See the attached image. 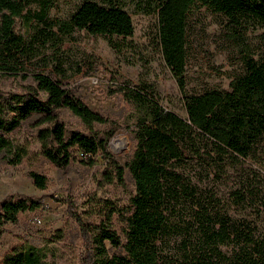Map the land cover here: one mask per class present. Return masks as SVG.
Listing matches in <instances>:
<instances>
[{
  "label": "trees",
  "instance_id": "obj_1",
  "mask_svg": "<svg viewBox=\"0 0 264 264\" xmlns=\"http://www.w3.org/2000/svg\"><path fill=\"white\" fill-rule=\"evenodd\" d=\"M27 4L28 0H0L2 75L23 71L14 64H19L20 58L26 56L25 41L15 31V20L23 16ZM196 6L226 18L234 41L256 27H264V0H154L157 43L180 90L185 117L163 107L157 98L140 88L118 86L113 92L132 103L137 116L131 130L134 149L123 166L106 150L107 139L116 128L89 136L75 131L66 138L64 124L59 119L60 110L68 111L87 128L93 124L105 125L106 121L72 96L59 81L36 73L32 75L35 86L24 85L15 92L0 91V153L11 155L9 165L22 162V155L15 150L9 136L24 122L38 116L40 155L53 166L65 169L73 161L74 150H78L77 157L79 153L90 156L88 159L78 157L81 161L91 162L97 155L104 157L108 165V171L103 173L106 179L113 175L122 182L125 170L130 175L134 194L129 199V209L122 213L113 208L108 222L82 226L83 230L92 232L87 264H264V192L244 189L237 195L243 204L254 200L250 208L254 221L260 219L263 229L260 234L256 223L252 225L253 220L240 221L220 215L212 221L205 214L203 200L205 207L201 214L197 187L183 181L181 168L191 163L215 171V162L222 154L240 161L253 159L264 139V59H256L244 49L242 72L231 79L227 90L210 88L195 94L186 92V19ZM66 26L92 36L118 39L131 37L134 30L129 13L111 0H82ZM28 177L36 188H46L44 175L31 171ZM181 195L189 209L191 205H198L200 211L195 212L194 219L200 228L206 222L209 230L206 233L201 229L200 235L205 238L202 244L187 247V241L183 240L175 249L168 238L172 228L185 224L178 226L183 234L189 236L196 232L189 223L183 222V216L175 209ZM40 206L32 200H10L1 206L0 221L15 223L20 213L33 212ZM113 214L122 219L123 242L109 225ZM233 239L240 240L234 262L222 250ZM105 242L121 251L110 255ZM1 264L48 263L42 252L26 247L13 250Z\"/></svg>",
  "mask_w": 264,
  "mask_h": 264
},
{
  "label": "rangeland",
  "instance_id": "obj_2",
  "mask_svg": "<svg viewBox=\"0 0 264 264\" xmlns=\"http://www.w3.org/2000/svg\"><path fill=\"white\" fill-rule=\"evenodd\" d=\"M81 1L28 0L23 16L15 20V31L25 41L26 56L14 64L23 71L11 76L0 73V91L15 92L24 85L35 86L32 75L36 73L59 81L72 96L106 121L105 125L93 124L87 128L77 117L60 110L66 138L75 131L89 136L116 128L107 139L106 150L123 166L134 149L131 130L137 116L133 104L113 91L121 85L140 88L157 98L163 107L185 117L181 93L159 50L157 17L152 10L154 0H111L131 17L133 34L125 39L92 36L67 28L69 16ZM231 33L228 20L206 8L196 6L188 13L184 74L187 93L210 88L227 90L231 79L242 72L244 49L256 59H264V27L250 30L239 41H234ZM37 119L38 116L32 117L9 136L15 150L22 155L20 164L9 165L11 155L0 153V214L1 206L10 200H32L41 205L33 212L20 213L15 223L0 221V264L13 250L26 247L42 252L48 264H87L92 232L83 230L82 226L108 222L113 208L125 213L134 194L133 182L127 170L122 182L113 175L106 179L103 173L108 171V165L104 157L97 155L91 162L81 161L78 150H74L73 161L65 169L53 166L40 155ZM113 144L118 147L114 149ZM215 163V171L195 163L181 168L185 184L190 182L197 187L201 214H204L203 200L205 214L212 221L220 215L254 221L250 208L254 200L243 204L237 195L244 189L264 192V139L253 159L240 161L222 154ZM31 171L47 178L45 189L34 186L28 177ZM182 199L183 195L175 209L196 232L183 234L178 226L185 224L172 228L168 238L175 249L183 240L187 241V247L202 244L205 238L200 231L209 230L206 222L200 228L194 219L195 212L200 211L198 205H191V211ZM109 222L123 242L120 215L113 214ZM255 223L261 234L260 219L252 225ZM104 244L110 255L121 251L108 242ZM239 245L240 240L233 239L229 246L222 247L232 262Z\"/></svg>",
  "mask_w": 264,
  "mask_h": 264
},
{
  "label": "built area",
  "instance_id": "obj_3",
  "mask_svg": "<svg viewBox=\"0 0 264 264\" xmlns=\"http://www.w3.org/2000/svg\"><path fill=\"white\" fill-rule=\"evenodd\" d=\"M78 157L82 158V159H88L90 156L89 155H83L82 153H79Z\"/></svg>",
  "mask_w": 264,
  "mask_h": 264
},
{
  "label": "bare ground",
  "instance_id": "obj_4",
  "mask_svg": "<svg viewBox=\"0 0 264 264\" xmlns=\"http://www.w3.org/2000/svg\"><path fill=\"white\" fill-rule=\"evenodd\" d=\"M116 145V146H115ZM118 147V144H113V148L115 149V148H117Z\"/></svg>",
  "mask_w": 264,
  "mask_h": 264
}]
</instances>
